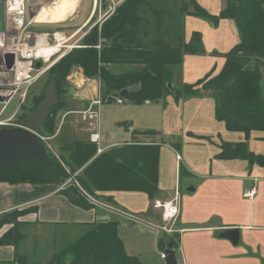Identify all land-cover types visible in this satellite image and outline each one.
Instances as JSON below:
<instances>
[{"label":"rangeland","instance_id":"1","mask_svg":"<svg viewBox=\"0 0 264 264\" xmlns=\"http://www.w3.org/2000/svg\"><path fill=\"white\" fill-rule=\"evenodd\" d=\"M149 3L150 6L148 7L141 6L144 13L140 14L142 18L146 19V25L149 27L148 33L152 36L145 43V46L170 42L175 36L181 37L184 42H188L192 37L199 36V44L204 50V54L201 55L185 54L181 66L172 67V80L176 85L194 83L209 71H212L214 75L221 70L225 61L224 53L228 52L239 41L240 35L237 26L230 19H221L217 24H213L209 18L196 16L194 5L197 3L209 14H218L225 7L226 0H149ZM153 10H157L156 14ZM188 12H193L194 15H190ZM73 44L75 43L69 45L72 46ZM139 44L141 45V43ZM69 45L61 48L60 53L51 58V61L56 59L59 61L66 53L73 48H77H70ZM62 53L63 55L60 56ZM75 67L78 66H74L72 69L74 70ZM49 69L32 83L23 101L20 100V103H18L17 98L13 97L6 106L0 104V120L7 119L10 123L6 127L20 125L24 114L30 112L28 110L33 104L36 103L37 105L43 98L44 90L50 81ZM72 69L62 81L57 82L56 90L59 92V101L51 109V118L50 120L47 119V121L49 120L48 125L41 127L42 132L40 134L47 139L38 137L47 154L54 155L62 164L64 160L70 158V153L75 148L72 143L78 141L89 143V129L86 130V127H80L77 118L73 117L74 114L66 117L63 124H61V115L66 110L84 107L96 94L94 93L96 83H80L79 76L76 72L73 73ZM138 69H140V66L123 62L108 65V70L112 74H122ZM259 69L262 72L260 85L264 100V66H260ZM77 79L78 83H76ZM91 79L98 83L97 94L99 95L101 84L99 78L95 76ZM71 90L72 92H70ZM109 95L114 96V98L108 101L110 96L104 97L103 99L106 98V100L98 107L97 130L100 134L101 145L114 147V145L124 144L130 140L132 128H147L154 132L153 134H146L147 141L153 140L162 144L158 161L160 180L158 192L154 197L169 196V194H174L177 186L181 187L178 204L179 214L176 220L170 221L169 224L174 229L189 227L194 231V237L191 236V231H180V241L177 247L179 232H166L159 228L160 225L164 224V221L159 213L150 211L153 199L150 200L148 195L141 191L115 192L112 200L115 204L114 207L118 208V212L107 211V209H100V212L110 219H118L126 226L121 232V239L124 242L126 252L136 255L141 264H166L165 260L160 257L162 248L159 246V241L162 243L165 242V239L166 241L170 239L175 242L174 246L177 247L172 249L175 251L178 264H264V242L258 247L256 246L255 250L252 249L253 251L250 247L246 248L248 249L246 254H249L246 262L240 259L241 255L245 254L242 249L237 248L234 251L232 245L230 244V246L225 239L214 240L216 231H205V227H213L224 221L216 214L220 204L228 196L222 191L224 185L219 180L213 183L219 189L217 192L212 190L209 195H206L201 191L203 172L208 173L214 170V164L217 162L214 157L212 158L216 149L215 143H219L221 140L227 142L246 140L249 150L256 154H264V132L252 131L246 138L244 132L227 131L224 124L214 118L213 96L208 92H201L186 98L180 97L178 101L175 100L172 94H168L164 101L140 105L132 104L124 99L123 103H118L117 99L122 97L119 93H110ZM79 98V103L82 104L77 103ZM117 123H123V125L110 130L111 126ZM51 125L53 132L49 133L47 128H50ZM188 133L202 137L214 135L212 137L213 142L195 144L191 142L193 137L192 135L189 136ZM175 150L180 155L179 160H177ZM179 165L191 174H181ZM82 169L83 167L77 169L76 172L81 173ZM75 174L71 176L72 180ZM71 178L68 179V182ZM260 181L257 185H260ZM190 186H200V190L195 195L188 197L189 199H195V201L191 205V209L186 211L184 196L188 192L185 190ZM212 202L213 209H215L213 214L211 213ZM107 206V204L103 205L105 208ZM259 209L264 211V206L258 198L255 200V204L251 203L250 208L240 204L238 206V225L251 223L253 219L248 218V215L252 217ZM148 211L150 213L145 216ZM221 212L223 211L220 209L219 213ZM143 216L147 217V221L145 218L141 220ZM127 222L132 223V225H127ZM255 230L253 228V230L247 232L251 233ZM262 232L264 234V230ZM241 233L243 235L244 230ZM50 237L51 232H44L45 240L43 243L50 241ZM242 244L240 241L239 245L242 246ZM250 258H253V260L251 261ZM67 259H70V257L67 256Z\"/></svg>","mask_w":264,"mask_h":264},{"label":"trees","instance_id":"2","mask_svg":"<svg viewBox=\"0 0 264 264\" xmlns=\"http://www.w3.org/2000/svg\"><path fill=\"white\" fill-rule=\"evenodd\" d=\"M142 5L150 6L148 0L122 2L100 27L95 25L90 29L82 38L80 47L73 48L51 66L49 79L55 83V90L57 82L62 81L70 69L78 66L85 77L98 76L102 98L109 97L110 93L127 90L121 99L135 105L146 101H164L168 94L178 101L180 97L208 92L214 99V118L222 122L228 131L244 132L246 138L252 131L264 132V100L260 85L262 72L259 69L264 66V0H226L225 7L218 14H209L197 3L194 5V14L209 18L213 24L221 19L233 20L240 38L224 53L225 61L218 73L213 75L209 71L194 83L180 86L172 80L171 69L181 66L185 54H204L199 36L192 37L188 42L175 36L170 42L155 43L154 46L140 45L142 38L149 35L147 30L138 28L144 20L140 15L144 13ZM156 11L153 10L154 14ZM188 14L194 15L193 12ZM125 51L137 53L136 59L131 60L140 63V69L122 74L110 73L109 64L128 59L124 57ZM168 83L173 84V92L169 90ZM111 98L114 96H110L108 101ZM36 106V103L33 104L28 111L34 110ZM49 120L43 126L46 127ZM47 130L52 133V125ZM143 133L154 132L146 130ZM190 135L211 140L206 136ZM72 144L75 148L63 164L52 154H48L49 162L43 163L22 152L16 166L8 164L0 169V181L10 184L27 182L62 185L76 173L60 193L83 209L94 207L89 196L99 201L97 193L106 191H141L150 200L155 199L161 143L134 140L108 148L100 154L96 153V145L91 142L78 141ZM218 148L219 152L215 155L217 159L245 160L248 170L253 165L264 167V154L249 150L246 140H221ZM81 167V173L76 172ZM185 172L181 167L180 173ZM107 199L112 202L111 197ZM118 225V220L91 224L85 233L55 251L48 264H141L137 256L126 252ZM11 239L12 236L7 237L5 233L0 238V245L12 244ZM169 243L174 247L175 242L170 239L162 243L159 241V246L163 250Z\"/></svg>","mask_w":264,"mask_h":264},{"label":"crops","instance_id":"3","mask_svg":"<svg viewBox=\"0 0 264 264\" xmlns=\"http://www.w3.org/2000/svg\"><path fill=\"white\" fill-rule=\"evenodd\" d=\"M124 1L125 0H0V35L6 34L7 29L10 28L9 26L15 25L19 28V31L14 30L13 33L17 34V36L21 34L25 35V33L34 35L32 36L33 40L31 39L32 43L40 45L44 42L43 45H54L57 39H59L60 46L62 48L67 47L72 43H75L72 46L80 47L79 44L82 38L90 31V29L95 25L100 27L101 24L113 14L109 12L110 8L112 7V3L115 4V10V8ZM41 12H46L48 16L44 18H37ZM52 13L56 14L54 18H50ZM144 20H142V24L138 25V28L149 31V27L146 25V21L144 22ZM41 37L42 43H39L38 40L41 39ZM150 37H152L150 34L147 37H143L142 39L145 41L141 40V45H145ZM16 39L17 37H15L14 40ZM124 53H126L124 56L126 58L128 57V59L119 61L117 63L123 62L141 66L140 63L131 60L136 59L137 56L135 57V55H137V53H131L129 51H125ZM78 68L80 67H75L74 70H72L73 73L76 72L77 76H79L78 78L80 83H96L94 89V93L96 94H94V97L91 99L92 101L98 96V83L93 81L91 78L85 77L82 74L81 68ZM76 83H78V79ZM70 92H72V90ZM99 96H101V93ZM79 100L80 98L77 99V103H79ZM91 101H88L85 104L86 106L84 105V107H79L80 109H69L64 111L61 115V124H63L66 117H68L70 114H74L73 117L77 118L78 125H80L82 128L86 127V130L89 129V143L91 142L89 139L91 128L80 118V115L76 112L86 109ZM145 103L150 104L149 101ZM146 130L149 129L132 128L130 135L131 138L125 143H130L134 140H138L140 142H152L153 140L147 141L148 139L143 133ZM188 135L191 136L189 133ZM206 136L211 140L208 141L205 139H198L192 136L193 140L191 142L195 144L213 142L212 137L214 135ZM219 143H215L216 149L212 158H215V155L219 152ZM100 147L104 149L103 151H105L113 146H102L100 142ZM96 153L100 154L97 151ZM176 154L179 156V158H177V160H179L180 155L177 151ZM215 159L217 162L214 164V170H211L208 173L203 172L201 191L206 193V195H209L212 190H216L215 192H217L219 189H217L216 184L213 183H216V181L219 180L224 185V190L222 191L226 193L228 198H225L222 204H220L219 210L221 209L223 212L219 213L218 210V213L216 214L219 215L224 221L213 227H205V231H216L214 234V240H217L225 239L217 237V233L221 230L233 228L239 229V240L237 244L233 245L228 239L225 240L229 242V245H232L230 246L233 247L234 251L239 248L240 250L242 249L243 253L246 254L248 252V249L246 248L250 247L251 250H255L256 246L258 247L262 242H264V234H262V231L264 230V211L259 209L257 210L256 214H252V217H249L248 215V218L253 219L251 223H241L242 225H238V206H240V204H244V207L246 206V208H250L251 203L253 202L255 204V200L257 198L261 201L262 206H264V167L253 165L248 170V163L245 160ZM180 168L181 166L179 165V169ZM185 171L186 172L184 174H191L188 172V170ZM259 180H261V183L260 185H257ZM223 181H225V183H223ZM67 183H69L68 180L62 185L46 183L36 184L27 182L10 184L5 181H0V238H2L6 233L7 237L10 235L12 236L11 240L13 242L12 244L0 245V264H48L55 251L61 250L65 245L76 239L81 234L85 233L91 224L106 222L109 220H118L110 219L108 216L103 215L102 212H100V209L118 212V208L114 207L115 204L113 203V200L111 202L107 198H112L115 192L120 191L99 192L97 193L100 198L98 199L99 204H94V207L91 209H83L72 204L66 196L60 193V190L65 185H67ZM189 188H193L194 190L188 191L187 195L184 196V201L186 202V211L191 209V205L194 204L195 201V199H189L188 197L195 195L198 190H200V186H190ZM253 189L255 192L252 198H248L244 195L246 191H251ZM176 191L179 193V204L181 187L177 186L175 192ZM185 191H187V189ZM173 196L174 194H169V196L158 197L155 199H168L172 198ZM105 204L108 205L107 208L103 207ZM211 209V213L213 214L215 211V209H213V202ZM150 211L159 213L158 211L152 209V203ZM150 211H148L145 216H148ZM145 216H143L141 220H144L145 218L147 221V217ZM10 218L12 221L9 220ZM13 218L15 219L13 220ZM118 222V232L121 237V232L126 226H124L121 221L118 220ZM127 225L131 226L132 223L127 222ZM253 228L256 229L254 232H247L249 230H253ZM183 230L191 231V236L194 237V231L192 228L187 227L176 229V232H179L177 247L180 241V231ZM242 230L245 232L243 235L241 233ZM44 232H51L50 241H46L48 243H43L45 240ZM240 241L243 243L242 246L239 245ZM171 247L177 248L175 246L173 247L172 245ZM166 248H168V246L162 251L165 252ZM251 253L253 254V252ZM245 254H242L240 259L247 262L249 257H247V255L249 254ZM163 260L166 262V259ZM250 260L252 261L253 258H250Z\"/></svg>","mask_w":264,"mask_h":264},{"label":"built area","instance_id":"4","mask_svg":"<svg viewBox=\"0 0 264 264\" xmlns=\"http://www.w3.org/2000/svg\"><path fill=\"white\" fill-rule=\"evenodd\" d=\"M114 7L115 4L112 3V7L109 11L110 13L114 11ZM9 27L6 34L0 35V104L4 106H6L13 97L17 98L18 103H20V100L23 101L32 83L45 74L50 66L57 61V59L51 61V58L59 54L62 48L59 39H57L54 45H38L31 42L32 36L34 35L25 33V35L21 34L17 36L13 31H19V28L15 25ZM15 37H17L16 40H14ZM49 47H53L55 50L51 51ZM72 47L74 46H70V48ZM97 48H99V46H97ZM62 55L63 53L60 56ZM37 62H39V66H36ZM102 102L103 98L98 95L89 103L86 109L76 112L91 128L89 139L97 145L98 153L104 150L100 147V134L97 130V108ZM117 102L123 103V99L118 98ZM7 125H10L7 119L0 120L1 127ZM36 134L37 137L41 139H47L41 136L40 133ZM177 158H179V156H177ZM254 192V189L247 191L245 192V196L252 198ZM178 197L179 193L176 191L172 198L155 199L152 202V209L158 211L164 221V224L160 225L159 228L166 232L176 231V229L171 228L169 223L172 220L175 221L179 214ZM89 199L94 204H99V201L93 199L91 196H89ZM166 256V253L162 251L160 257L166 259Z\"/></svg>","mask_w":264,"mask_h":264},{"label":"water","instance_id":"5","mask_svg":"<svg viewBox=\"0 0 264 264\" xmlns=\"http://www.w3.org/2000/svg\"><path fill=\"white\" fill-rule=\"evenodd\" d=\"M39 66V62L36 63ZM169 90L173 92V84H167ZM127 90L119 92L120 96H125ZM59 101V95L55 90V83L50 79L47 87L44 90L43 98L38 102L37 107L24 114L21 124L16 127L0 128V169L5 165L16 166L17 158L22 152H27L32 158L40 162H49V156L46 153L44 145L39 141L36 133H41V127L51 114L52 107ZM148 102V101H146ZM122 123H117L111 126L113 130L116 126H121ZM193 188H187V191H193ZM218 238L228 239L233 245L238 243L239 229H223L217 233ZM166 264H178L177 257L171 244L165 249Z\"/></svg>","mask_w":264,"mask_h":264},{"label":"bare ground","instance_id":"6","mask_svg":"<svg viewBox=\"0 0 264 264\" xmlns=\"http://www.w3.org/2000/svg\"><path fill=\"white\" fill-rule=\"evenodd\" d=\"M61 3V2H60ZM58 5V4H57ZM53 6V5H52ZM51 8V7H50ZM63 9V8H62ZM61 10V9H60ZM70 13V12H69ZM50 14V13H49ZM62 14H64V13H62ZM71 14V13H70ZM46 16H48L47 15V13L46 12H41V14H39V16L37 17V18H44V17H46ZM56 16V14L55 13H52L51 14V17L50 18H54ZM49 18V19H50ZM46 19V18H45ZM41 21H43V20H41ZM47 21V20H46ZM42 37H41V39H39L38 41H39V43H42ZM44 43V42H43ZM42 43V44H43ZM57 48V47H56ZM49 50H51V51H54L55 50V48H53V47H49ZM74 76V75H73Z\"/></svg>","mask_w":264,"mask_h":264}]
</instances>
